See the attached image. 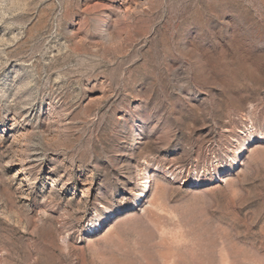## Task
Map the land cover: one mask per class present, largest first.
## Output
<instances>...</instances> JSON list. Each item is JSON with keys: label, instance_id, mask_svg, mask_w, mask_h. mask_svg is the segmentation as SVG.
I'll use <instances>...</instances> for the list:
<instances>
[{"label": "rangeland", "instance_id": "rangeland-1", "mask_svg": "<svg viewBox=\"0 0 264 264\" xmlns=\"http://www.w3.org/2000/svg\"><path fill=\"white\" fill-rule=\"evenodd\" d=\"M0 264H264V0H0Z\"/></svg>", "mask_w": 264, "mask_h": 264}]
</instances>
